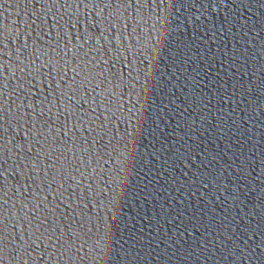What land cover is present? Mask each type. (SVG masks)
Returning <instances> with one entry per match:
<instances>
[{"label":"water","instance_id":"1","mask_svg":"<svg viewBox=\"0 0 264 264\" xmlns=\"http://www.w3.org/2000/svg\"><path fill=\"white\" fill-rule=\"evenodd\" d=\"M231 264H264V202L259 207Z\"/></svg>","mask_w":264,"mask_h":264}]
</instances>
